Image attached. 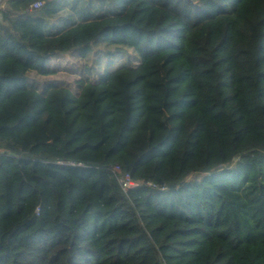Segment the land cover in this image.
Wrapping results in <instances>:
<instances>
[{"label": "trees", "instance_id": "16d2710c", "mask_svg": "<svg viewBox=\"0 0 264 264\" xmlns=\"http://www.w3.org/2000/svg\"><path fill=\"white\" fill-rule=\"evenodd\" d=\"M0 264H264V0H0Z\"/></svg>", "mask_w": 264, "mask_h": 264}, {"label": "built area", "instance_id": "2783aa9c", "mask_svg": "<svg viewBox=\"0 0 264 264\" xmlns=\"http://www.w3.org/2000/svg\"><path fill=\"white\" fill-rule=\"evenodd\" d=\"M39 3H40V2H34L32 5H33V6H37V5H39ZM114 170L119 171L118 166H114ZM119 182L121 183V185H122V187H123L124 190H126V188H127L128 186H132V185H134V182L128 177L127 174L124 175V176H120V177H119ZM148 184L151 185V186L154 185V184H152L151 181H149Z\"/></svg>", "mask_w": 264, "mask_h": 264}, {"label": "rangeland", "instance_id": "374dc122", "mask_svg": "<svg viewBox=\"0 0 264 264\" xmlns=\"http://www.w3.org/2000/svg\"><path fill=\"white\" fill-rule=\"evenodd\" d=\"M58 76L66 78L67 80H71L74 78V75L70 74V72H65L64 70H62V72ZM233 162H234V159L230 161V163H233ZM152 168H153V163H150V164L142 167L140 172L141 173L150 172Z\"/></svg>", "mask_w": 264, "mask_h": 264}]
</instances>
